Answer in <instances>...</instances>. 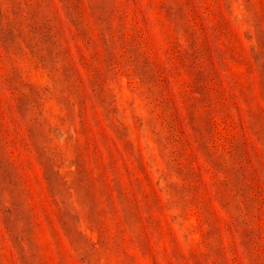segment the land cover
Instances as JSON below:
<instances>
[{"label":"rangeland","instance_id":"rangeland-1","mask_svg":"<svg viewBox=\"0 0 264 264\" xmlns=\"http://www.w3.org/2000/svg\"><path fill=\"white\" fill-rule=\"evenodd\" d=\"M0 264H264V0H0Z\"/></svg>","mask_w":264,"mask_h":264}]
</instances>
